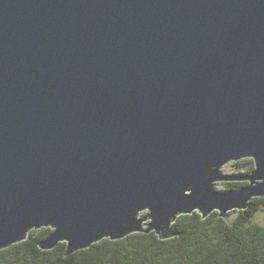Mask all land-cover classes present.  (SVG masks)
<instances>
[{
	"label": "water",
	"instance_id": "95a60500",
	"mask_svg": "<svg viewBox=\"0 0 264 264\" xmlns=\"http://www.w3.org/2000/svg\"><path fill=\"white\" fill-rule=\"evenodd\" d=\"M262 197L264 0H0V251L169 240Z\"/></svg>",
	"mask_w": 264,
	"mask_h": 264
},
{
	"label": "trees",
	"instance_id": "16d2710c",
	"mask_svg": "<svg viewBox=\"0 0 264 264\" xmlns=\"http://www.w3.org/2000/svg\"><path fill=\"white\" fill-rule=\"evenodd\" d=\"M236 168L253 169V161L233 162ZM248 182L225 183L224 191ZM264 208V197L254 198L229 224L212 212L182 215L173 223L176 235L160 240L154 232L134 233L121 240L103 239L90 248L66 256V243L43 251L39 244L52 232L32 230L28 238L0 251V264H264V226L253 223ZM235 211L229 213L233 214Z\"/></svg>",
	"mask_w": 264,
	"mask_h": 264
},
{
	"label": "rangeland",
	"instance_id": "374dc122",
	"mask_svg": "<svg viewBox=\"0 0 264 264\" xmlns=\"http://www.w3.org/2000/svg\"><path fill=\"white\" fill-rule=\"evenodd\" d=\"M246 167L243 168H236L233 162L227 163L225 166L222 167L221 171L225 175H239L240 173H245ZM225 183L229 182H218L215 184V189L217 191H224ZM147 211H142L140 214V218H143L147 215ZM147 223V222H146ZM253 223L259 224L264 226V208L259 210V212L254 216Z\"/></svg>",
	"mask_w": 264,
	"mask_h": 264
}]
</instances>
